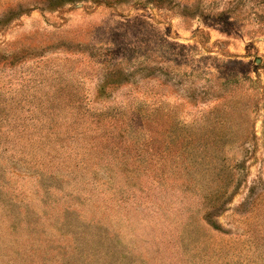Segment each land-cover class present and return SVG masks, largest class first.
Listing matches in <instances>:
<instances>
[{"label": "rangeland", "instance_id": "rangeland-1", "mask_svg": "<svg viewBox=\"0 0 264 264\" xmlns=\"http://www.w3.org/2000/svg\"><path fill=\"white\" fill-rule=\"evenodd\" d=\"M0 264H264V0H0Z\"/></svg>", "mask_w": 264, "mask_h": 264}]
</instances>
